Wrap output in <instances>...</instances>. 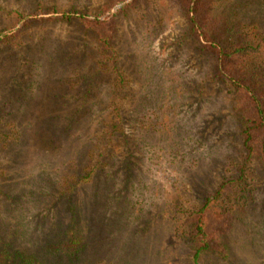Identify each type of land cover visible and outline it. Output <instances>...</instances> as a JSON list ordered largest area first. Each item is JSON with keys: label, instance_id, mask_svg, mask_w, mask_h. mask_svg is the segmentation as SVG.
<instances>
[{"label": "rangeland", "instance_id": "obj_1", "mask_svg": "<svg viewBox=\"0 0 264 264\" xmlns=\"http://www.w3.org/2000/svg\"><path fill=\"white\" fill-rule=\"evenodd\" d=\"M187 6L0 0V264H264V165ZM212 12L221 44L264 37V0ZM242 168L226 255L196 259L193 213Z\"/></svg>", "mask_w": 264, "mask_h": 264}, {"label": "trees", "instance_id": "obj_2", "mask_svg": "<svg viewBox=\"0 0 264 264\" xmlns=\"http://www.w3.org/2000/svg\"><path fill=\"white\" fill-rule=\"evenodd\" d=\"M185 2L191 15L193 29L195 32H198V28L201 30V34L208 42L207 47L218 54L221 64L220 73H227L234 82L246 161L257 159L264 165V60L257 59L253 52L264 47V37L254 42L245 36H237L238 31H229L224 43L221 44L219 37L222 25L214 21L217 18L213 17L212 12L214 0H185ZM247 182L245 169L242 168L236 179L222 183L193 213L196 215L190 219V228L194 241H197L196 259L204 251L226 255L225 246L221 242H214L219 239L216 232H213L212 226L226 215L221 204L223 199L229 198L236 204H241L240 193L246 190Z\"/></svg>", "mask_w": 264, "mask_h": 264}]
</instances>
